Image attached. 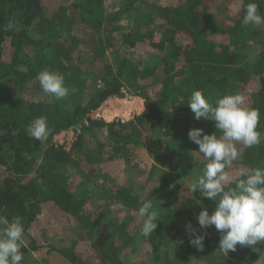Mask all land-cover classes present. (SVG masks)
I'll return each mask as SVG.
<instances>
[{
  "label": "trees",
  "instance_id": "16d2710c",
  "mask_svg": "<svg viewBox=\"0 0 264 264\" xmlns=\"http://www.w3.org/2000/svg\"><path fill=\"white\" fill-rule=\"evenodd\" d=\"M176 1L168 5L156 2L152 9L155 16L165 21V25L173 27L171 33L184 35L186 45L183 47L176 45L174 38L162 42L147 39L145 30L150 27L147 20H153L152 15L148 17L133 13L138 17L131 20L129 26L121 27V15L131 17V13L137 10L135 0L119 12H109L103 0H0V216H6L9 220L15 216L21 217L24 234L29 235L28 229L37 220L41 204L51 201L82 226L91 247L106 264H124L122 254L134 239L129 236L127 222H120L106 233L100 232L91 217L82 212L84 202L67 187L63 188L60 177L50 169V162L57 166L72 163L83 174L87 173V179L95 174V168L91 166L101 162L105 152L99 150L94 155L80 149L81 143L87 141L86 137H77L73 148L78 150L74 153L51 143L54 135L82 120L90 134L106 128L111 150L115 153L123 152L134 136L149 140L155 138L156 144L164 147L167 158L170 155L184 158L180 174L172 171L178 177L186 176L192 164L189 152L198 151V145L188 137L189 130L202 128L207 134L216 132L214 121L194 118L187 104L191 93L202 90L214 102L225 94L243 91L249 76L254 74L259 79L260 90L247 102V106L259 109L261 118L257 130L261 133L264 131V48L256 57L254 68L250 69L246 66L243 49L235 47L244 36L243 10H240L241 20L226 31L229 44L217 50L211 44H204V30L200 28L201 9L217 0ZM244 2H256L264 15V0ZM10 22L13 23L12 29L7 28ZM7 40L12 50L9 61L3 59ZM139 41L147 43L153 59L157 60L155 64L139 70L131 66L127 58H122L117 62L115 72L106 66L107 76L112 79L103 88L96 91L85 104L76 101L74 95L84 87L81 65L87 62L90 65L101 63L109 53L113 55L119 52L118 45L131 49ZM179 59L187 66L186 74L184 70L179 74L175 72ZM18 65H25L28 72L17 71ZM44 69L63 74L66 86L73 93L68 110H63L62 100L55 99L40 88L36 76ZM181 75L185 76L186 82L177 81ZM124 86L134 90L144 100L141 115L123 125L105 124L89 118L90 113L104 101L119 95ZM26 91L33 92V96L26 97ZM39 95H49L50 100H35ZM41 116L47 118L51 129L44 142L34 139L29 130L31 121ZM40 156L44 160H40ZM261 164L264 167V142L255 147H246L243 168L252 169L261 167ZM86 166L84 170L82 167ZM100 190L113 203L128 211L138 212L142 204L126 187L120 186L116 190L102 187ZM162 191L171 195L167 182L157 192ZM185 192L186 206L158 216L160 230L179 227L183 242L177 256L165 254L161 264H255L259 253L252 248L237 245L235 252L229 251L227 254L219 250L221 234L214 226L200 229L197 221L199 212L207 208L211 214L216 202L200 196L199 191L192 193L190 186ZM189 223L197 229V234L206 233L203 250L189 243L190 235L186 228ZM95 227L96 236H93L91 232ZM257 247L264 250V244ZM37 249L35 240L29 238L21 251L25 256ZM75 249L76 243L73 242L71 247L57 252L68 263L81 264Z\"/></svg>",
  "mask_w": 264,
  "mask_h": 264
},
{
  "label": "rangeland",
  "instance_id": "374dc122",
  "mask_svg": "<svg viewBox=\"0 0 264 264\" xmlns=\"http://www.w3.org/2000/svg\"><path fill=\"white\" fill-rule=\"evenodd\" d=\"M173 1L177 2L176 0H135L138 11L132 12L131 17L121 15L123 18L120 20V25L121 27L129 26L128 23L141 14L148 17L152 15L153 20H147L150 26L148 30H145L147 39L153 42H162L174 38V43L183 47L186 45L184 35L180 32L171 33L173 27L169 24L165 25V21L155 16L152 9L156 2H161L160 5H168L169 2ZM103 3L109 12L112 10H118L119 12L121 8L132 3V0H103ZM133 13L139 14L135 15ZM200 13L202 22L200 28L204 30V44H211L217 50L227 46L229 40L226 31L241 20L240 11H237V1L217 0L201 9ZM144 20L146 21V19ZM235 47L243 49L246 56V66L253 69L256 57L261 48H264V25L244 26V36L237 41ZM117 50L119 52L113 55L109 53L101 63L90 65L87 62L81 65L80 71L84 87L81 92L74 95L76 101L85 104L96 91L103 88L104 84L112 79V77L107 76L106 66L111 67L115 72L116 64L122 58H127L131 66H136L139 70L157 62L153 59L151 49L145 41L137 42L135 47L131 49L118 45ZM11 53L12 50L7 40L4 44L3 59L9 61ZM181 70H184V74H186L187 66L182 59H179L176 63L175 72L179 74ZM184 78L185 76L181 75L177 78V81L186 82ZM259 90V79L253 74L249 76L244 90L239 93L244 95L248 102ZM72 94L69 91V95L62 100L64 111L68 110L72 104ZM25 96L30 98L33 96V92L26 91ZM35 100H50V96L44 95L41 97L39 95L35 97ZM95 111L99 112L100 116L95 120L102 121L105 124L119 123L123 125L143 113L144 100L134 90H129L127 86H124L121 88L119 95L108 98L96 110L91 112L90 116ZM89 118L93 119L92 117ZM87 127L85 121L82 120L54 135L51 143L66 152L74 153L78 150L73 148L77 143V137L83 135L87 138V141L84 140L81 143L80 149L86 152L89 151L94 155L99 150L103 151V153L105 152L103 160L96 163V166L95 164L91 166L95 168V174L88 176V179L85 177L87 173L83 174V171L72 163L57 166L50 162L52 173L54 172L62 181L61 186L63 188L67 187L76 198L84 202L82 212L91 217V221L100 232L106 233L118 226L120 222H127L129 236L134 239L122 254L124 264H161L165 254L172 257L177 256L179 248L183 245L179 227H168L160 230L157 221V228L154 233L145 238L140 231L143 217H140L138 212L128 211L119 204L113 203L100 188L107 187L109 190L111 188L116 190L120 186L126 187L136 195L139 203H142V198L147 195V199H153V203L156 205L155 211L159 216L186 206L185 190L191 185L195 176L202 174L206 163L204 158L197 151L191 150L189 152L190 157L192 156V164L189 166L191 169L186 176L178 177L174 171L179 173L180 167L185 163L184 158L179 159L174 155H170L171 159L167 158L164 147L158 146L155 138L149 140L134 136L132 143H129L123 152L115 153L111 150L112 146L106 128L90 134L86 130ZM118 127L116 126V128ZM262 135H264V131ZM239 147L242 154L239 161L234 162L232 169H230L233 175H236L238 170L243 168L242 160L246 147L242 145ZM107 156L111 159H108ZM40 160H44V158L40 156ZM87 166L82 168L85 170ZM166 176L167 178H165ZM0 177H2L1 173ZM166 182L171 190V195H166L163 191L161 193L157 192L165 186ZM96 227L94 232H91L93 236H96ZM28 234L23 235L25 244L29 238H33L38 249L26 254L21 264H70L58 254L57 250L69 248L73 242L76 243L75 251L81 264H106L91 247L88 234L82 226L51 201H45L41 204L40 214L28 229ZM214 250H217V248Z\"/></svg>",
  "mask_w": 264,
  "mask_h": 264
},
{
  "label": "clouds",
  "instance_id": "9594fccd",
  "mask_svg": "<svg viewBox=\"0 0 264 264\" xmlns=\"http://www.w3.org/2000/svg\"><path fill=\"white\" fill-rule=\"evenodd\" d=\"M243 10V24L264 25V15L256 2L245 3L237 0V11ZM13 28V23L7 25ZM17 71L28 72L25 65H18ZM36 79L44 93L57 100L69 95L63 74L44 69ZM196 120H212L216 132L207 134L202 128L188 132L189 139L198 145V153L207 161L202 174L195 176L190 191H199L200 196L215 201V210L210 214L203 208L197 221L200 229L214 226L221 234L219 250L225 254L235 252L237 245L252 248L259 253L255 264H264V250L257 247L264 244V167L240 168L236 175L232 169L241 157L240 145L255 147L264 142V135L258 131L261 114L259 109L247 106V98L240 94H225L212 102L202 90H194L187 103ZM29 130L34 139L44 142L51 129L47 118L37 117L31 121ZM217 131L220 133L217 135ZM142 198L138 215L143 217L141 235L150 237L157 228L158 214L153 199ZM187 231L189 243L199 250L204 248L206 233L197 234V229L189 223ZM24 225L19 216L9 220L0 216V264H21L25 246Z\"/></svg>",
  "mask_w": 264,
  "mask_h": 264
},
{
  "label": "built area",
  "instance_id": "2783aa9c",
  "mask_svg": "<svg viewBox=\"0 0 264 264\" xmlns=\"http://www.w3.org/2000/svg\"><path fill=\"white\" fill-rule=\"evenodd\" d=\"M92 112H93V111H92ZM89 117H92L94 120H95V119H98V118L100 117V116H99V112L95 111V112L93 113V115H92V116L89 115ZM93 119H92V120H93Z\"/></svg>",
  "mask_w": 264,
  "mask_h": 264
}]
</instances>
